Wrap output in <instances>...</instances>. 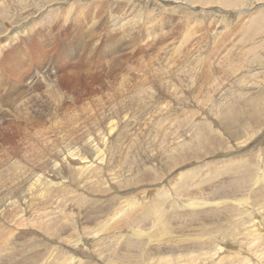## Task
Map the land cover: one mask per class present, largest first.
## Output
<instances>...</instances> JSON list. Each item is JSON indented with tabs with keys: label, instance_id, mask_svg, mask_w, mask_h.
Wrapping results in <instances>:
<instances>
[{
	"label": "rangeland",
	"instance_id": "obj_1",
	"mask_svg": "<svg viewBox=\"0 0 264 264\" xmlns=\"http://www.w3.org/2000/svg\"><path fill=\"white\" fill-rule=\"evenodd\" d=\"M214 1L0 0V8H5L0 14V42L9 41L0 51V189L14 183L17 190L0 192V203L8 197L14 201L0 212V264H62L76 257H86L91 264H152L144 253L146 245L127 237L128 221L101 230L105 219L126 205V200L153 188L164 189L172 198L176 189L186 188V180L176 178L180 172L201 165V171L196 169L190 178L195 180L209 166L229 158L225 152L244 149L257 138L264 152V32L257 28L256 35L247 36V30L257 24L255 19L260 14L264 18V0ZM35 21L38 24L31 28ZM11 34L12 40L7 38ZM7 57L11 58L8 64ZM34 72L42 73V81L26 87ZM47 80L55 84L54 93L45 89ZM34 89L39 98L30 103L24 116H13L11 107ZM111 120L120 126L116 134L121 138L108 140L116 150L117 168L108 183L103 176L105 180L101 177L96 188L83 186L76 160L64 159L65 143L80 146L78 150L89 155L81 140L90 133L100 146L99 135L108 133ZM52 140L57 142L51 144ZM205 143L214 145L215 152L209 153ZM57 145L64 147L60 155L62 148ZM189 147L200 158L186 156ZM48 160L72 170L66 178L72 187L21 198V180L25 175L48 177ZM247 172L246 167L235 165L208 180H228L226 187L235 188L228 189L243 194L254 187L247 185ZM136 214L142 224L141 213ZM41 220L47 227L55 225L56 232H48ZM222 225V232L233 227L231 222ZM99 231L103 238L96 240L100 242L93 250L87 249L90 232ZM121 232L126 235L122 237Z\"/></svg>",
	"mask_w": 264,
	"mask_h": 264
},
{
	"label": "bare ground",
	"instance_id": "obj_2",
	"mask_svg": "<svg viewBox=\"0 0 264 264\" xmlns=\"http://www.w3.org/2000/svg\"><path fill=\"white\" fill-rule=\"evenodd\" d=\"M13 1L11 0V2H13ZM21 1L23 2V0H21ZM193 1L195 2V1H201V0H193ZM224 1L229 3V4L236 3V0H224ZM224 1H222L223 2L222 4H224ZM183 3H184V1H183ZM186 4L188 5V3H186ZM180 5H183V4H180ZM11 6H12V4L10 5V8H11ZM184 6H185V4H184ZM217 6H218V4H217ZM187 7H189V6H187ZM192 7H193V5H192ZM198 7H199V5H198ZM3 11H5V8H2V9L0 8V14L1 13L4 14ZM131 12H132V10H131ZM221 12H224V11H221ZM230 13H233V12H230ZM230 13H228V14H230ZM228 14H226V16H228ZM235 15H237V14H235ZM260 18H261V14L259 15V19H257V18L255 19V21L258 20L257 24L254 21L255 26H253L251 29L249 28L247 30V36L249 38H252L254 35H256L255 30H257V28L260 30V32H261V30H262V32H264V28H263L264 27V25H263L264 18H261V19H263V22L261 21L262 26L260 24V20H261ZM106 19H107V16H106ZM117 19L119 20L120 18H117ZM117 19H115V20H117ZM127 19H128V17H127ZM118 20H117V22H118ZM129 20L126 22L127 24L129 23ZM37 24H38V21H35V22L30 24V27L33 28ZM123 25H125V21H124ZM262 34L264 35V33H262ZM244 35H246V34H244ZM13 37L14 36H12V34H11L7 38L12 40ZM244 37H246V36H244ZM248 37L246 39H249ZM251 40L253 41V39H251ZM8 42L9 41H7V40H5L4 42H0V51L2 50V48H5V45H8ZM247 42H249V40ZM237 44H239V43H237ZM244 51H245V49H244ZM172 52H174V51H172ZM246 52H247V49H246ZM246 52H244V53H246ZM250 57H251V55H250ZM10 59L11 58H8V57L5 58L4 59L5 63H7V64L10 63L9 62ZM154 60H155V58H154ZM153 63H152V67H153ZM147 66H149V64H147ZM155 66H156V63H155ZM152 67H150V69ZM159 68H157V70ZM139 69H141V68H139ZM142 69L146 70L143 67H142ZM152 69L156 70V68H154V67ZM223 70H222V73H223ZM43 71H45V70H43ZM43 71H42V73H43ZM41 74L36 72L32 77H30V81H28L29 83L26 85V87H29L30 85H33V84H37L40 81H42V79L40 78ZM143 74H145V73H143ZM262 79L263 78H261V80ZM45 85H46L45 89H47V91H51L49 93H54L56 91V89H54L55 84L50 83L49 80H47L45 82ZM213 92H214V90H213ZM22 93H23V91H22ZM39 93H41V92H39ZM39 95L40 94L36 93L35 89L32 90L31 92L26 93L24 96H22L20 99H18V101H16V103L13 107H11V109H10L11 114L13 116H20L21 117V115L26 113V110H28L30 103L33 102L34 100L38 99ZM213 98H215V97H213ZM40 99H42V98H40ZM211 99H212V97H211ZM227 110L228 109H226V111ZM243 112H244V110H243ZM237 113H238V111H237ZM32 114H34V113H32ZM222 114H223V112H222ZM110 115H112V114H110ZM227 118L230 120V117H227ZM130 120L131 119H129L128 122H130ZM157 122H159V121H157ZM130 124H128V125H130ZM144 126H146V125H144ZM202 126H204V125H202ZM147 127L149 128V126H147ZM152 127L153 126H151V128ZM119 128H120V126H119L118 122L115 120H111L107 125L108 133L105 135H102L101 132H99L101 134V136L99 135V140L101 141L100 146H99V143H98V145H95L94 139L92 138L91 135H89L90 133L89 134L84 133L85 136L81 141L83 142V145H84L85 149L88 151L89 155H84L82 152H80V150H78V149H80V146L78 149L76 147L73 148L74 146H72V143H70L71 145H69V143H65V144H67L66 145L67 147H65L66 151L63 150L64 147L62 148L59 145H57V147L59 146L60 148H62V149H58V153L60 155L62 153V150H63V154L65 155L64 159H67V157H70L73 160H76L75 162L77 164V168H75V169H76V173L78 174L77 177L80 176V182H81V184H83V186L89 184L91 186V188L92 187L96 188L94 185L96 184V186H98L99 184L97 185V183H100L101 177H103V176L106 177V182L108 183V181H109L108 177L110 175H112L113 171L117 168L116 167L117 165L116 166L114 165L115 164L114 154H115L116 150H114V146H111L112 143L110 141H109L110 142L109 143L108 140L110 138H113V141H114L115 139L119 140V138H121L120 133L116 134V132ZM253 131H254V129H253ZM256 131H257V129H256ZM250 132L251 131L249 130L247 133L249 134ZM99 133H96V134H99ZM104 133H106V131ZM262 134H260V135H262ZM254 135H252V136H254ZM113 136H115V137H113ZM249 136L250 135H248V137ZM252 136H251V138H252ZM210 139H212V138H210ZM258 140L259 139L257 138V140L254 143H252L249 146L247 145L248 147H246L244 149H240L238 151H233V150L231 151L230 149H228L230 151L225 152L224 155H225V157H229V158H227V159L225 158V160L223 159L224 161L220 162L216 166L213 163L214 166L212 165V166H209V168H208V170L211 169L210 171L207 170V172H201V175L199 177L196 176L195 180L190 181V178L196 173L195 172L196 169L198 172L201 171L200 170L202 168L201 165L194 167V169L190 170L189 172H185V173L180 172L178 177H176V176L175 177L179 178V181L186 180V183H185L186 188H184V190H182V191L181 190L178 191L176 189V191L172 192V195H171L172 198H170V199H168V197H167L168 194L164 189L157 187V188H153L151 190H148L147 192L145 190L146 193H144V194L142 193L143 195H141L139 198L134 197V198H132V200H129L128 202L126 200V205L122 204L123 206H119L117 208L116 212L112 216L108 217L107 220L105 219V221H104L105 223H103V225L100 229L101 230H108L110 227L113 228L114 225L117 226L118 223L121 221H128V223H130V225L126 231L127 237L131 236L132 238L142 242L143 244L142 243H140V244H142L143 246L146 245V247H144V249H145L144 253H146V258L150 259L152 264H194L196 262H197V264H223V263H226V264H264V152H263V149L262 150L260 149L261 147L259 148V143H257V142H259L260 140L259 141ZM262 140H264V139H262ZM54 142L56 143L57 141L54 140ZM54 142L52 140L51 144H53ZM219 143H220V141H219ZM188 144H190V142ZM211 144L213 145V143H211ZM112 145H114V144H112ZM143 145H145V144H143ZM225 145L226 144H224V146ZM52 146H53V148H51V149L53 150L54 145H52ZM203 146H204V148H206L207 151H210L209 153L215 152V151H212L213 150L212 148L214 147V145H213V147L209 146L207 144L203 145ZM123 148H125L124 145H123ZM175 148H177V146ZM237 148L236 149L234 148V149L237 150ZM182 149H183V147H182ZM184 154H186V156L188 154H192L193 157L200 158L199 153H197L196 151H193V149L191 150L190 147L187 150L185 149ZM169 155H170V153H169ZM132 156H133V154H132ZM42 157H43V155H42ZM59 158H61V157H59ZM127 162H129V161H127ZM46 165L48 167V172L50 173L48 175V177L47 176L46 177L41 176V175L28 177V175H25V178L21 180L22 181L21 186L24 187V189H23L24 193L22 194L21 198L22 197L23 198H25V197L31 198L34 194H36L37 191H41V190H42V194H43V191L47 192V193H54L55 191H60V193H61V190H63V192L65 191L64 190V189H66L65 187H67V189L72 187L73 184L69 185L70 187H68L67 184H69V183L66 182V178L70 175V173H72V170L66 169V167H63V166L62 167L59 166V163L55 162L53 160L46 161ZM61 165H64V162ZM118 165H119V163H118ZM235 165H238L242 168L246 167L248 169V172L250 171L249 173L247 172L249 174L247 176L250 177L249 182H247V185H249V184L254 185L253 189L250 192L238 194L237 192H234V190L228 189V188H233V187L231 185V187L227 188L226 185L229 182H228V180L224 181L225 179L221 180L220 182L215 181V182L209 183L210 180H208V179L216 177L217 174L220 173L224 168L232 167ZM67 166H68V164H67ZM188 169H190V168H187V170ZM120 170H121V168L119 169V171ZM142 172H143V170H142ZM46 174H47V172H46ZM125 174H127V173H125ZM128 175H126V176L128 177ZM51 176L57 180L59 179V181L56 180V182H53V180H51L49 178ZM143 176H145V175H143ZM111 177H114V176H111ZM116 177H117V174H116ZM68 178H70V177H68ZM103 179H104V177H103ZM119 179H120V177H119ZM135 179H138V178H135ZM71 181H73V179ZM206 181L208 183H205ZM121 182H123V181H121ZM231 183H232V181H231ZM223 184H225V186ZM180 185H181V183H180ZM77 188H79V186ZM98 188L100 189L101 187H98ZM233 189H235V188H233ZM2 190L15 191L16 187H15L14 183H11V184H9L8 187H6V189H0V192ZM84 190H85V188H84ZM67 192L70 193L69 191H67ZM67 192L65 194H67ZM211 193H212V195H210ZM38 194H39V192L37 193V196H38ZM138 194H139V192H138ZM241 194L243 196H241ZM43 195H45V194H43ZM49 196H51V194H49ZM169 196H170V193H169ZM216 196H218V197H216ZM254 197H256L255 200H254ZM62 198L64 199L63 196H62ZM11 199H12V197H8L7 199H5V201L0 203V212L2 211L3 207L14 205V201ZM73 199H75V198H73ZM167 201H169V204L166 207ZM66 202H69V201H66ZM72 206H74V204ZM138 211L142 215V221H143L142 224L139 223V220L137 219L139 217L136 214ZM47 212H48V210H47ZM62 212H64V211H62ZM66 213H68V212H66ZM48 214H50V213H48ZM134 214H136V217L133 216ZM52 217L53 216H51L49 218H52ZM56 217H57V215H56ZM56 217H55V219H56ZM27 222H29V220ZM32 222H34V221H32ZM45 222L46 221L42 222V220L39 221L40 224H43V226H45V229L48 232H50V233L52 231L56 232L57 228L55 225L54 226L50 225L47 227V223H45ZM223 222L224 223L225 222H231L233 225L232 229L230 231H226V232L223 231L222 232V229L224 227L222 225ZM53 223H55V222H53ZM36 225H38V224L36 223ZM97 225H100V224H97ZM33 226L36 227L35 225H33ZM196 230H199V231H196ZM90 233H91V235H90L91 239H90L89 246L87 249L93 250L94 244L97 243L96 240H100L101 238H103V234L100 231L97 232L98 234H96V235H94V232H90ZM109 233L104 235V236H108ZM124 235H126V233L121 232V236L123 237ZM96 238H99V239H96ZM244 242H246L249 245L248 248H246L242 245ZM131 243H132V241H131ZM135 243H136V241H135ZM128 245H130V244H128ZM95 250H97V249H95ZM76 258L77 259L73 258V260L70 263H68L66 260L62 264H91V260H87V259L85 260L86 257H76ZM144 263L147 264V262H143V264Z\"/></svg>",
	"mask_w": 264,
	"mask_h": 264
}]
</instances>
